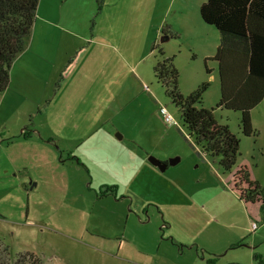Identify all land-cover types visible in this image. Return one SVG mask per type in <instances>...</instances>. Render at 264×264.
Here are the masks:
<instances>
[{
    "label": "rangeland",
    "instance_id": "374dc122",
    "mask_svg": "<svg viewBox=\"0 0 264 264\" xmlns=\"http://www.w3.org/2000/svg\"><path fill=\"white\" fill-rule=\"evenodd\" d=\"M203 1L39 0L32 45L0 95V240L14 253L46 264H264V204L232 183L240 167L264 189V97L249 135L239 111L217 105L219 31L202 21ZM160 51L182 95L207 84L196 106L238 138L231 172L193 142L153 75ZM79 69L88 85H61ZM149 156L179 160L161 171Z\"/></svg>",
    "mask_w": 264,
    "mask_h": 264
},
{
    "label": "trees",
    "instance_id": "16d2710c",
    "mask_svg": "<svg viewBox=\"0 0 264 264\" xmlns=\"http://www.w3.org/2000/svg\"><path fill=\"white\" fill-rule=\"evenodd\" d=\"M38 2L0 0V95L9 85L11 63L29 42ZM199 14L205 24L219 31L214 54L220 80L217 105L239 111L242 132L249 135L254 132L250 110L264 97V0H205ZM153 75L167 88L193 142L200 145L202 151L220 156L223 171L231 172L239 152L238 138L227 125L216 121L213 109L196 106L202 103L207 84L182 95L177 88L178 71L173 59L164 56L162 51L153 66ZM22 134L26 137L25 132ZM232 183L245 202L264 204V189L249 178L244 168L234 171ZM0 264L46 263L32 251L14 253L0 240Z\"/></svg>",
    "mask_w": 264,
    "mask_h": 264
},
{
    "label": "crops",
    "instance_id": "0c3cea01",
    "mask_svg": "<svg viewBox=\"0 0 264 264\" xmlns=\"http://www.w3.org/2000/svg\"><path fill=\"white\" fill-rule=\"evenodd\" d=\"M53 26H55L54 25V23H53ZM31 37H32V33H31V36H30V39H29V42H28V45L31 43V45H32V42H33V38H32V40H31ZM31 41V42H30ZM74 75H75V73H74V71H73V77L70 75L69 77H68V79H67V81H62V83H61V85L62 84H65V83H67V82H69V90L72 88V86H81V85H88L89 84V81H85L84 79H83V73H82V69H79V71H78V74L74 77ZM76 77H79L77 80H75V78ZM70 78H71V80H70ZM84 80V81H82V80ZM11 81H12V78H11ZM84 83V84H83ZM60 85V84H59ZM100 85L101 86H103L104 85V81H101L100 82ZM69 90H68V92L66 93V95H63V99H60V103H64V105L62 106L61 105V111H64L65 110V112H64V115L66 116V114L68 113V110H69V108L71 107V102H72V100L69 98ZM98 97L99 96H97V99H93V102L90 104V107H88V105H87V103H83V102H85V101H82V100H84V98H80L79 97V101L77 102V103H80V102H82L83 103V110H84V112L86 111V114L85 115H89V113H90V109H91V107L93 106V111H95L96 110V108H97V106H98ZM72 109V108H71ZM88 124V123H87ZM87 124H85V126L87 125ZM76 126H77V132H78V134H79V137L77 138V139H81L82 138V135L83 134H81L82 132H84V131H82V129H80V126L78 125V123L76 124ZM88 128V127H87ZM86 132H87V130H86ZM73 140H76V139H73ZM70 143H68V145H69ZM60 161V160H59ZM75 166H76V169H79L78 168V163L77 162H75Z\"/></svg>",
    "mask_w": 264,
    "mask_h": 264
},
{
    "label": "water",
    "instance_id": "95a60500",
    "mask_svg": "<svg viewBox=\"0 0 264 264\" xmlns=\"http://www.w3.org/2000/svg\"><path fill=\"white\" fill-rule=\"evenodd\" d=\"M148 160L153 164L156 165L157 167H159V169L161 171H163L165 169V167L167 166V164H165L164 162L158 160L157 158L153 157V156H149ZM179 157H174V158H170L168 159V164L169 165H174L178 162Z\"/></svg>",
    "mask_w": 264,
    "mask_h": 264
},
{
    "label": "flooded vegetation",
    "instance_id": "af4514ba",
    "mask_svg": "<svg viewBox=\"0 0 264 264\" xmlns=\"http://www.w3.org/2000/svg\"><path fill=\"white\" fill-rule=\"evenodd\" d=\"M67 157H68V158H73V159H75L76 162H77L78 164L82 165V164L80 163L79 159L75 157V155H69V156H67ZM162 162H164L165 164H167V166L165 167V169H166V168L169 166V164H168V160H167V161H162ZM105 193L107 194V191L104 192L103 190H100V195H104ZM112 193H114V191H112ZM115 198H116V197H115ZM258 203H260V202H258Z\"/></svg>",
    "mask_w": 264,
    "mask_h": 264
},
{
    "label": "built area",
    "instance_id": "2783aa9c",
    "mask_svg": "<svg viewBox=\"0 0 264 264\" xmlns=\"http://www.w3.org/2000/svg\"><path fill=\"white\" fill-rule=\"evenodd\" d=\"M160 112L163 115L165 120H170L171 116L168 114V112L166 111V109L164 107L160 108Z\"/></svg>",
    "mask_w": 264,
    "mask_h": 264
}]
</instances>
